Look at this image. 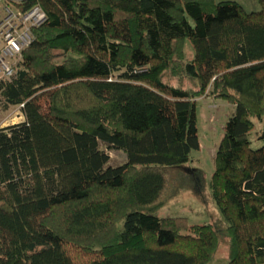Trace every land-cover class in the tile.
<instances>
[{"label": "trees", "instance_id": "obj_1", "mask_svg": "<svg viewBox=\"0 0 264 264\" xmlns=\"http://www.w3.org/2000/svg\"><path fill=\"white\" fill-rule=\"evenodd\" d=\"M0 1L43 14L0 75V107L24 117L0 126V264H208L214 222L156 213L168 169L200 149L205 95L235 108L209 180L226 264H264V131L249 138L264 114V0Z\"/></svg>", "mask_w": 264, "mask_h": 264}, {"label": "rangeland", "instance_id": "obj_2", "mask_svg": "<svg viewBox=\"0 0 264 264\" xmlns=\"http://www.w3.org/2000/svg\"><path fill=\"white\" fill-rule=\"evenodd\" d=\"M246 11L261 8L259 0H237ZM0 17L4 15V5L0 3ZM38 11V10H37ZM36 11H33V15ZM185 51L189 57L192 53L191 43L187 39ZM234 104L222 97L200 96L196 100L197 128L200 138V149L193 150L192 169L186 167H171L168 169L169 186L165 200L156 210L158 214H182L190 221L214 222L218 231V246L213 258L208 264H226L228 261L229 238L226 233V220L218 205L212 198L209 180L214 169V153L223 135L224 125L234 112ZM19 107H0V126L23 119ZM264 131V114L254 118V128L249 134L253 147H258L262 141L258 134ZM110 162L118 163L124 159L122 151L110 149ZM196 176V177H195Z\"/></svg>", "mask_w": 264, "mask_h": 264}, {"label": "built area", "instance_id": "obj_3", "mask_svg": "<svg viewBox=\"0 0 264 264\" xmlns=\"http://www.w3.org/2000/svg\"><path fill=\"white\" fill-rule=\"evenodd\" d=\"M9 7H6L8 12L0 20V75L12 71L11 60L20 54L23 46L31 39L29 25L43 20V14L37 7L24 13ZM33 11H36L34 15Z\"/></svg>", "mask_w": 264, "mask_h": 264}, {"label": "crops", "instance_id": "obj_4", "mask_svg": "<svg viewBox=\"0 0 264 264\" xmlns=\"http://www.w3.org/2000/svg\"><path fill=\"white\" fill-rule=\"evenodd\" d=\"M0 3H3L2 1H0ZM192 168H189L188 170H191ZM196 177V176H195Z\"/></svg>", "mask_w": 264, "mask_h": 264}]
</instances>
